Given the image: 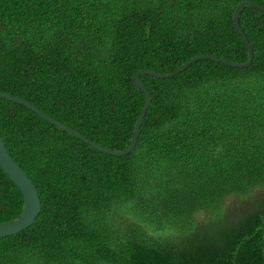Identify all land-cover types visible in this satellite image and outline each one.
Here are the masks:
<instances>
[{
	"label": "trees",
	"instance_id": "trees-1",
	"mask_svg": "<svg viewBox=\"0 0 264 264\" xmlns=\"http://www.w3.org/2000/svg\"><path fill=\"white\" fill-rule=\"evenodd\" d=\"M264 0H0V93L91 142L128 148L146 98L133 75L210 55L245 64L233 14ZM238 25L252 63L200 59L140 75L151 102L135 148L101 153L0 98V135L41 211L0 238V264H264V13ZM0 168V224L23 213Z\"/></svg>",
	"mask_w": 264,
	"mask_h": 264
},
{
	"label": "water",
	"instance_id": "water-1",
	"mask_svg": "<svg viewBox=\"0 0 264 264\" xmlns=\"http://www.w3.org/2000/svg\"><path fill=\"white\" fill-rule=\"evenodd\" d=\"M243 6L252 7L254 9L259 10L262 13H264V8L256 5L255 3H252L249 1H243L237 5V7L234 11V14H233L234 28H235L236 32L240 35L241 39L243 40V42L247 48L248 55H249V59L245 64H238L235 62L223 60V59H220V58H217L214 56H210V55H200V56H196V57L189 59L182 66H180L177 70H175L171 73L160 74V73L148 70V69L139 70L136 73H134L133 82L136 85V87L144 94V96L146 98V102H145V105H144L142 111L140 112L139 117L135 123L134 130L132 133L131 142H130L128 148L124 151L117 152V151L109 150V149L103 148V147L91 142L90 140L83 137L82 135H80L76 131H74L71 128L63 125L62 123L52 119L51 117L44 114L40 110L36 109L29 102H26L20 98H17V97H14V96H11V95L5 94V93H0V98L9 99L11 101H14V102L28 108L29 110L33 111L36 115H38L40 118L46 120L47 122L51 123L52 125L56 126L57 128L67 132L68 134L72 135L73 137L81 140L85 144L89 145L90 147L94 148L95 150H97L101 153H104L107 155H112V156H117V157L126 156L129 153H131L133 151V149L135 148L137 136L139 133V129H140L142 120H143L145 113H146V110L148 109L149 104L151 102L149 92L146 90L145 86L138 79V77L140 75H149V76H152V77H155L158 79L172 78V77L180 74L184 70H186L193 62L200 60V59L215 61V62L224 64V65L232 67V68H237V69L248 68L251 65L252 59H253L252 50H251V47L249 45L247 38L245 37V35L243 34V32L241 31V29L238 25L239 13H240V10ZM0 168L8 176V178L14 183V185L18 188V190L20 191V193L23 197V202H24L23 213L17 220L12 221V222H8V223L0 224V238H4V237L11 236V235H15V234L27 229L29 226H31L41 211V202H40V198H39L38 192H37L34 184L30 180V178L26 175V173L23 171V169L10 156V154L8 153V151L5 147V144L2 140L1 135H0Z\"/></svg>",
	"mask_w": 264,
	"mask_h": 264
},
{
	"label": "rangeland",
	"instance_id": "rangeland-1",
	"mask_svg": "<svg viewBox=\"0 0 264 264\" xmlns=\"http://www.w3.org/2000/svg\"><path fill=\"white\" fill-rule=\"evenodd\" d=\"M260 196H264V192H257L249 195L246 199H234L231 198L225 202L228 214L233 215L235 212H243L245 209H249L255 204Z\"/></svg>",
	"mask_w": 264,
	"mask_h": 264
}]
</instances>
